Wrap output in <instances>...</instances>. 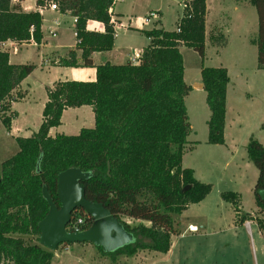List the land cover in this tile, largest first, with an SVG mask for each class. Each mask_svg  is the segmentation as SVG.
<instances>
[{"label":"trees","instance_id":"16d2710c","mask_svg":"<svg viewBox=\"0 0 264 264\" xmlns=\"http://www.w3.org/2000/svg\"><path fill=\"white\" fill-rule=\"evenodd\" d=\"M10 1L0 0V43H40V13L23 10L21 0ZM54 1L60 11L76 19V44L57 64L93 66L91 54L113 46L115 20L111 21L110 9L116 0ZM244 1L256 11L257 32L250 42L257 47V67L264 69V0ZM35 4L42 5L40 0ZM205 11V0L186 1L175 29L139 30L148 44L137 63L104 62L95 66L94 80H57L46 89L36 132L15 137L17 153L0 164V264H49L53 260V251L39 244L37 224L48 211L42 187L59 207L57 175L71 167L89 173L81 181L86 199L102 204L133 235L130 243L109 253L95 246L102 256L112 263L138 251L164 254L169 250L176 234L173 215L200 202L211 189V184L195 179L191 168L181 166L191 133L184 102L191 87L184 81L178 47L186 45L204 58ZM89 20L100 22L103 30H87ZM219 37L222 39V34ZM77 51L81 52V63ZM34 67L11 64L8 52L0 50V121L6 130L14 117L11 103L17 97L12 93ZM200 76L210 111L207 142L222 145L227 71L221 66L202 65ZM82 105L91 108L93 127L81 128L75 135H48L51 127L60 124L64 109ZM261 128L264 130V124ZM245 148L248 161L258 170L252 190L256 214L243 212L237 192L224 191L221 198L231 205L238 225L253 220L264 238V199L260 196L264 190V145L250 137ZM186 185L189 188L183 191ZM121 217L149 224L129 226ZM92 221L77 208L66 230H85Z\"/></svg>","mask_w":264,"mask_h":264},{"label":"rangeland","instance_id":"374dc122","mask_svg":"<svg viewBox=\"0 0 264 264\" xmlns=\"http://www.w3.org/2000/svg\"><path fill=\"white\" fill-rule=\"evenodd\" d=\"M40 1L42 6L49 2L57 3L54 0ZM235 1L245 6L243 12L246 19L244 18L243 29L247 31L246 33L253 35V32L257 31L255 8L244 0ZM115 3V12L120 13L122 25L125 27L119 26L120 22H117L119 21L117 17L113 18V15L112 18L117 20L114 24L115 27L116 25L119 26L116 30L119 35L118 41L123 42L125 38L129 39L122 35L126 29V24H137L136 17L138 16L143 17L151 11H156L161 16V22L157 24L156 21L148 22L147 27L160 26L166 30H172L176 27L178 16L183 14L182 2L179 0H117ZM55 11L60 15L69 14L60 11L58 6ZM72 18L65 15L60 16L57 20L59 26L55 36H51L47 32L45 41L41 45L6 46L13 63L33 64L35 66L21 82L24 95L22 96L21 89H16L12 93L17 98L22 96L23 99L25 97V100L17 103L15 107L24 114H22L24 116L23 122H25L23 124L34 129L35 132L41 118V101L46 95L44 85L57 77L56 70H47L41 65V58L53 51L61 54L66 48L75 44ZM210 27L213 29V26ZM113 30L115 29L113 28ZM215 31L217 30H211L210 33H213L212 35L218 39V33ZM133 34L128 43L124 42L123 44L132 45L131 47L136 50L143 42V38L137 33ZM222 39L220 37L216 41L207 39L208 44L205 46L203 59L196 51L186 45L182 44L178 47L183 60L184 81L191 87L184 98L191 133L188 135V142L183 149L181 166L194 169L195 174L204 180L202 182L211 184V189L200 203L189 204L181 214L173 215L176 234L171 237L170 250L164 254L149 250L138 251L133 256H120L116 261L117 263H111L90 243H74L77 246L72 247V251L68 247L70 245L61 244L53 252H76L91 264H264L263 237L254 233L253 243L247 240L242 233L238 236L236 243L231 238L229 239L234 212L229 205L222 202L220 197L222 191L239 189L243 212L249 215L256 214L252 189L258 170L248 161L245 147L250 137L264 145V130L261 128L264 124V69L257 67L256 45L235 39L221 51L219 48L222 47ZM202 65L228 67V75L231 81L237 82L234 85L230 83L226 115L227 123L232 118H236V124L232 126L231 130L229 128L226 134L229 142L232 134L236 140L234 149H232L236 150L235 153L226 151L222 145L207 142V121L210 117V111L205 100L206 94L201 87L200 70ZM76 75L79 76V74H72L73 77ZM236 77L240 79L235 80ZM91 120H93L92 117ZM93 123L91 121L92 127ZM1 124L0 122V164L18 151L15 138L5 135ZM86 125H88L87 117L82 115L72 118L70 113H67L57 130L61 133H67L68 127L71 126L75 129L70 134H77L79 132L77 127L89 128ZM31 134L25 130L17 133L18 136H30ZM121 219L129 226L137 225L140 222L149 224L127 217H121ZM188 223L198 225L199 231L194 235L185 233L184 229Z\"/></svg>","mask_w":264,"mask_h":264},{"label":"crops","instance_id":"0c3cea01","mask_svg":"<svg viewBox=\"0 0 264 264\" xmlns=\"http://www.w3.org/2000/svg\"><path fill=\"white\" fill-rule=\"evenodd\" d=\"M115 2L113 3L110 11H112V16L114 15L113 18L117 17L118 18L117 20H119V21L113 19L112 16H111V21L115 20L114 24L116 21L120 22L119 26H121L122 25L121 15H120V13L115 12V4H116ZM19 4H20V7L25 11L37 10L40 13V15L42 17V22H41L42 39H41L40 43H38V44L34 43L33 41H30L29 43L17 44L13 41L7 40L5 42L0 43V50L7 51L6 50L8 48V47H6L7 45H11L12 47H17V46H21V45H25V44H30L33 46H35L36 44L41 45L45 41V37H46L47 32H48V34L50 32H56V29L59 26V23L57 20L59 19L60 16L65 15V16H70L72 18V16L70 14L65 13V14L60 15L55 10L49 9L47 7V4L45 6H42V5L38 6L35 4V0H21L19 2ZM244 8H245V6L243 4L241 5V3H239L235 0H205V9H206L205 17H204V37H205L204 44H205V46L208 44V40L216 41L219 39V38L217 39L215 36H213L212 35L213 33H210L211 30H213V31L217 30L215 32H217L218 35L222 34V36H223V39H222L223 42L221 43L222 47L219 48V50H221V51L224 50L230 44V42H232L233 40L235 41V39H236V41L240 40V41H245V42L252 44L250 42V40L256 36L257 31L253 32V35H251L250 33H246L247 31H245L243 29L244 18L246 19V15L243 12ZM158 10H160V9H158ZM158 16H159L158 19L153 20L154 22L156 21V24L158 22H161L160 21L161 16L159 14H158ZM179 16H181V15H179ZM179 16H178V18H179ZM143 17H139V16L136 17V19L138 21L137 24L130 25L129 23H127L126 29L123 32L124 34H122V35H124V37H128L130 39L132 37V35H134L133 33H137L139 36H141L143 38V42L141 43L140 47L136 50L133 47H131L132 45L123 44L124 42L128 43L129 39L125 38L124 42L118 41L119 35L117 34L116 30L119 28V26L116 25V27H115V25H114L115 36L113 39L112 48L108 51H94L91 54L93 66H90V67H84V66L66 67V66H60L57 64L58 58L66 56L67 51L75 46L76 38H75V44L72 45L71 47L66 48L63 53L60 54V53L53 51L48 55L42 56L41 65H43L47 70L51 69V70L57 71V73H56L57 77H55V79H51L50 83H48L47 85H44L45 94H46V89L51 87L53 85V83L56 82L57 80H75V79L77 81L94 80V78H95V66L102 64L104 62H109L111 64H123L126 61H131L132 63H137L139 60V56H138V58L133 59L134 52H138L140 55L142 49L148 44V39L144 35H142V33L139 30L150 29L147 27V24L142 23ZM177 19H176V21H177ZM122 26H124V25H122ZM210 26H213V29ZM150 27H153V26H150ZM158 27H160V26H158ZM86 29L87 30L102 31L103 25L98 21L89 20L86 22ZM233 35H234V37H233ZM74 36H75V30H74ZM212 37H213V40L211 39ZM213 44H215V43H213ZM252 45H254V44H252ZM76 57H77L78 62L81 63L82 59H81V52L80 51L76 52ZM8 59H9V62L11 64H15L10 60V53L9 52H8ZM224 68H226L227 75H228V67H224ZM73 73L79 74V76L76 75L73 77L72 76ZM81 73H84V75H81ZM239 74L241 76V73H239ZM24 79L21 82H23ZM238 79H240V78H237V77L235 78V80H238ZM21 82L16 89H21L22 90L21 94L23 96L24 91L22 89ZM230 83H232L234 85L237 82H234V81L232 82L229 75H228V83L226 86V97H225L224 129H223L224 144H222V146L226 148V151L235 153L236 150H232V149H234V145L236 143V140L234 139L233 134L231 135L233 138L231 137L230 142L227 140V136H226L228 129L230 128V130H231L232 126L234 124H236V118H232V120L229 123H227V121H226ZM201 87H202V85H201ZM16 89L14 91H16ZM46 98H47V96L45 95V98L43 97V99L41 101V106H42L41 108L42 109H43V105L46 101ZM24 100H25V97L23 99H22V97H20V98H16L11 103V109L14 112V117L11 121L10 130H6L3 127V125L1 124L2 127L4 128L5 135H7L9 137H12V138L17 137L18 136L17 133L22 132V130H25L26 132H28V134L35 132L34 129L23 124V123H25V122H23V119H24L23 115L24 114L22 113V111H18L17 108L15 107V105L17 103L22 102ZM67 113H70L72 118H77V117H80L82 115L87 117L88 118V125H86V127H89V128L92 127L91 121L94 122V115H93L91 108L88 105H82V106H78V107H70V108H66L62 111L61 117H60V124L58 126L51 127L48 130V135L53 136L54 134L61 133L57 129L62 124L63 117ZM91 117L93 118V120H91ZM40 123H41V118H40L39 125H40ZM39 125H38V127H39ZM93 126H94V123H93ZM77 128H78V130H80L81 127L80 128L77 127ZM74 129L75 128L70 126V127H68L67 133L65 132L62 134L75 135V134H70ZM215 145H219V144H215ZM241 160H243V158H241ZM226 165H227V163H226ZM187 168H190V167H187ZM192 170H193V175H194L195 179H197L201 182L204 181L203 179H200L197 176V174H195L194 169H192ZM233 190H236L233 192H237V193L240 192L241 193V191L239 189L234 188ZM222 192H224V191H222ZM221 200H222V198H221ZM200 202H198V203H200ZM222 202L231 207V205L229 203L225 202L224 200H222ZM221 205L224 206V204H222V203H221ZM231 209H232V207H231ZM246 214H248V213H246ZM232 220H234V221H232L233 223L230 226L231 234L229 235V239L231 238V240L233 242H235V243L237 242L236 240H237L238 236L240 235V233L245 235L247 240L251 241V243H253L254 233H256L257 236L262 237L256 223L253 220H246V221H244L243 224L238 225L236 223L235 214H234V217ZM246 222L248 224H246ZM190 224H192V223H188L186 225V228L184 229L185 233L188 232L187 226ZM251 225H253L254 227L252 228ZM188 233H190L191 235H194L197 232H195V233L188 232ZM171 245H172V243H171ZM74 246H77V244H72L68 247L71 250V249H73L72 247H74ZM169 250H170V248H169ZM71 251L53 252L54 258L49 264H64L65 261H66V264H91V263H88L85 259H83L82 256L78 255V253L76 254V252L74 253ZM64 257H66V258H64Z\"/></svg>","mask_w":264,"mask_h":264},{"label":"water","instance_id":"95a60500","mask_svg":"<svg viewBox=\"0 0 264 264\" xmlns=\"http://www.w3.org/2000/svg\"><path fill=\"white\" fill-rule=\"evenodd\" d=\"M89 177L88 172L79 168H68L58 173L56 193L60 206L57 207L46 187H42V196L48 205L46 215L38 222L39 244L51 251L65 243H90L100 247L105 253L112 252L133 239V235L127 231L122 223L99 203H94L85 197L82 180ZM189 185L183 187V191ZM264 199V190L260 192ZM81 208L92 218L91 225L82 231H67L66 225L70 220L73 210Z\"/></svg>","mask_w":264,"mask_h":264},{"label":"built area","instance_id":"2783aa9c","mask_svg":"<svg viewBox=\"0 0 264 264\" xmlns=\"http://www.w3.org/2000/svg\"><path fill=\"white\" fill-rule=\"evenodd\" d=\"M17 0H12V2H16ZM180 2H182L181 4V6H182V8H185V6H186V1H184V0H179ZM47 7L49 8V9H51V10H56L57 9V5H56V3H54V2H49L48 4H47ZM158 13L156 12V11H151V12H149L146 16H144L143 18H142V23H144V24H147L148 22H151V21H153V20H156V19H158ZM72 21H73V23H75V21H76V19L73 17L72 18ZM56 23V22H55ZM176 30L178 31V29L176 28ZM115 32V31H114ZM50 35L51 36H55V32H50ZM114 35H115V33H114ZM138 56H139V53L138 52H134V54H133V59H135V58H138ZM247 223V222H246ZM199 226H197V225H195V224H190V225H188L187 226V231L188 232H192V233H195V232H198L199 231ZM75 232L76 231H79V230H77V229H75L74 230Z\"/></svg>","mask_w":264,"mask_h":264}]
</instances>
